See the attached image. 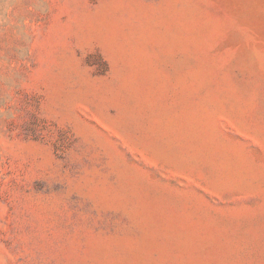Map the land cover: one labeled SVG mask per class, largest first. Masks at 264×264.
<instances>
[{
  "label": "rangeland",
  "instance_id": "1",
  "mask_svg": "<svg viewBox=\"0 0 264 264\" xmlns=\"http://www.w3.org/2000/svg\"><path fill=\"white\" fill-rule=\"evenodd\" d=\"M0 264H264V0H0Z\"/></svg>",
  "mask_w": 264,
  "mask_h": 264
}]
</instances>
